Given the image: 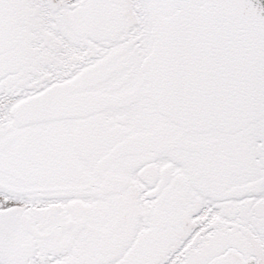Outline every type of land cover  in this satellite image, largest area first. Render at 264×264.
<instances>
[{"label":"snow or ice","instance_id":"obj_1","mask_svg":"<svg viewBox=\"0 0 264 264\" xmlns=\"http://www.w3.org/2000/svg\"><path fill=\"white\" fill-rule=\"evenodd\" d=\"M0 264H264V0H0Z\"/></svg>","mask_w":264,"mask_h":264}]
</instances>
